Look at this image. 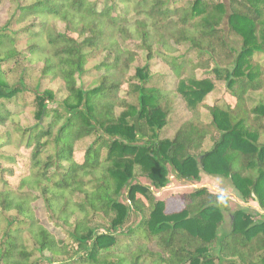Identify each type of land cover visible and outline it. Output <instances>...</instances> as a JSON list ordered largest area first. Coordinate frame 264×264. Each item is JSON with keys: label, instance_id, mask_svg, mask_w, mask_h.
Wrapping results in <instances>:
<instances>
[{"label": "trees", "instance_id": "16d2710c", "mask_svg": "<svg viewBox=\"0 0 264 264\" xmlns=\"http://www.w3.org/2000/svg\"><path fill=\"white\" fill-rule=\"evenodd\" d=\"M9 2L0 46L22 35L27 53L0 52V264H264V213L230 211L226 196L205 187L177 212L153 195L170 176L192 185L220 178L264 212V102L248 105V95L264 97V0ZM138 51L144 65L129 77ZM156 57L182 78L175 90L149 85ZM35 64L40 77L29 87ZM197 70L211 77L197 79ZM48 77L58 91L41 88ZM215 82L234 105H205ZM27 92L35 123L21 126L8 105ZM178 95L191 116L161 138ZM88 139L78 163L76 147ZM23 146L28 170L10 183ZM38 200L77 245L73 255L36 218Z\"/></svg>", "mask_w": 264, "mask_h": 264}, {"label": "rangeland", "instance_id": "374dc122", "mask_svg": "<svg viewBox=\"0 0 264 264\" xmlns=\"http://www.w3.org/2000/svg\"><path fill=\"white\" fill-rule=\"evenodd\" d=\"M223 2L227 5L228 0H223ZM13 9V5L9 2V0H0V27L3 26L7 19L9 18L11 12ZM31 22L28 21L27 24ZM58 29L62 30L63 26L60 24L58 25ZM25 36H19L16 40V45H13V42L8 39L4 38L2 41V44L0 46V52L4 53L6 56H11L13 54H16L17 52L19 53H27L26 51V45H25ZM130 48L134 49L131 45ZM186 47L180 48L176 54H174V57H177L179 55H182L185 53ZM139 57L136 63L133 64V68L130 70L128 73L129 77L134 75V70L138 66H143L144 65V55L142 52H139ZM98 60V59H97ZM95 61H90L89 67H91ZM255 62L257 61V58L254 60ZM264 61V60H263ZM193 62L195 63V60L193 59ZM13 67L12 63L9 64H3L2 69L6 72H8L9 69ZM34 72L30 75V77L27 79V84L29 87H32L38 77H40L39 71L41 70V64H35L33 66ZM151 78L149 85L152 86H158V87H165L168 89H176L177 83L182 79L178 78V76L175 75V73L162 61L160 58H154L151 61V66H150V71H149ZM95 72H92L90 76H87L85 78V81L88 79L91 81L93 77L95 76ZM195 76L197 79H203V78H208L211 77L209 75H206L203 73L202 70H197L195 71ZM10 79L16 78L15 75L9 76ZM50 78H43L41 80V88L42 89H52L53 91H58L61 88V84L58 82H50ZM126 89V88H125ZM225 86L222 83L215 82V89L212 93L206 96L204 103L205 105L208 106H213V105H219L223 109H227L228 105H234L232 99H230L227 96H224L225 93ZM62 95V93H61ZM120 97H124V94H120ZM33 99L34 96L32 92H27L25 94H20L18 98L14 101L11 102L8 105V108L16 113V116L13 117L15 123L21 125V126H31L35 123L34 119V113H35V107L33 105ZM248 101H249V107L253 108L256 103H261L264 102V97L261 93H255V94H250L248 95ZM171 112L168 117L167 121V126L164 128L163 132L161 133V138H172L176 130L179 128V126L187 120L190 116L191 113L190 111L187 110L184 102L182 101L181 97L178 95V98L174 100L173 105L171 106ZM202 112L205 111L204 113L207 114L208 110L202 108ZM119 112V111H118ZM0 122H3L0 120ZM3 124L0 123V137H4L5 135V128L2 126ZM15 137V136H14ZM92 139H88L85 141L80 142L77 147L76 151L73 155L74 160L78 163H82L85 158V148L91 143ZM18 144L15 143V146ZM10 148V147H9ZM8 153H15L12 149L9 150ZM17 155L15 157L14 161V167L11 165V168H14L15 175L12 177H6L8 178L10 183H17L18 179L26 174L28 167H29V160H28V155L30 153L29 149H26L24 146L21 147L17 151ZM10 165V164H9ZM8 165V166H9ZM143 184H147L144 180L140 181ZM200 187H205L207 190H209L212 193L215 194H221L224 195L228 198L229 202V208L230 211L238 209V208H244L247 209L255 219H260L263 216V211H261L259 208V211L257 209V205L254 203H248L244 204L240 198L237 196L235 191L230 187L229 182L224 179H212V178H204L202 182L200 183H195V184H188L181 182L179 180L174 179L172 176H170V181L168 186H166L162 190H153V195L156 200L159 201H164L165 202V211L166 212H177L183 209V200L186 194L192 192L193 190L200 188ZM34 214L36 218L41 222V224L58 240H63L65 244L68 245L69 249V254L73 255L77 251V245L70 239L68 238L63 232L60 230L54 228L52 224L48 221L46 217V212L45 208L43 206V203L41 201H36L33 202L32 204ZM225 221L226 225L229 224V215L226 214L225 216ZM135 222V218L132 217L127 224L130 225ZM227 228L224 226V231H226ZM64 258V257H62ZM46 264V263H44ZM213 264H218V261H214ZM226 264V263H224Z\"/></svg>", "mask_w": 264, "mask_h": 264}, {"label": "crops", "instance_id": "0c3cea01", "mask_svg": "<svg viewBox=\"0 0 264 264\" xmlns=\"http://www.w3.org/2000/svg\"><path fill=\"white\" fill-rule=\"evenodd\" d=\"M257 209H258V207H257ZM258 211H259V209H258Z\"/></svg>", "mask_w": 264, "mask_h": 264}]
</instances>
